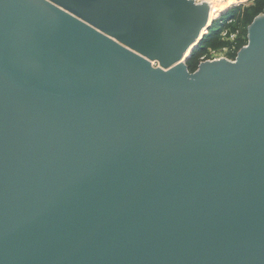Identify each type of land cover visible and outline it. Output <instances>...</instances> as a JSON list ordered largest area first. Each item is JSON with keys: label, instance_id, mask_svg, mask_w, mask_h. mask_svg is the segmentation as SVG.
I'll return each mask as SVG.
<instances>
[{"label": "water", "instance_id": "water-1", "mask_svg": "<svg viewBox=\"0 0 264 264\" xmlns=\"http://www.w3.org/2000/svg\"><path fill=\"white\" fill-rule=\"evenodd\" d=\"M210 18L0 0V264H264V14L191 73Z\"/></svg>", "mask_w": 264, "mask_h": 264}, {"label": "rangeland", "instance_id": "rangeland-1", "mask_svg": "<svg viewBox=\"0 0 264 264\" xmlns=\"http://www.w3.org/2000/svg\"><path fill=\"white\" fill-rule=\"evenodd\" d=\"M207 1L214 7V13L219 16L225 11V17L218 16L220 24L213 31L204 45L203 52L196 53L191 61L186 63L194 73L201 63L225 59L235 61L242 48L248 45V27L260 15L264 14V0H196ZM234 10H233V9ZM234 16L233 18L231 16ZM215 16L213 17V19ZM214 21V20H213ZM213 24V23H212ZM208 33V34H209ZM207 35V34H206Z\"/></svg>", "mask_w": 264, "mask_h": 264}, {"label": "trees", "instance_id": "trees-1", "mask_svg": "<svg viewBox=\"0 0 264 264\" xmlns=\"http://www.w3.org/2000/svg\"><path fill=\"white\" fill-rule=\"evenodd\" d=\"M227 9H228V8L225 9V11L223 12L224 14L222 13L223 15H221V16H219L218 11H217V13H214L215 18H214L213 24L211 25L210 29L207 31V35L204 36V39H203V41L201 42V44L199 45V47L193 52L191 58L187 61L188 63L191 61L192 58H194L193 56H194L196 53H199V52L202 53V52H203V50H204V45L206 44V42L208 41V38H209V36H210L209 31H213V30L216 29V27L221 23V22H220L221 20L217 21V18H218V16H219L220 18L225 17L226 12H228ZM232 9H233V8H232ZM234 9H235V8H234ZM234 9H233V10H234ZM231 17L233 18L234 16L232 15ZM214 31H215V30H214ZM214 31H213V33H214ZM208 33H209V34H208ZM189 68H190V66L188 65V69H189ZM189 71H190V70H189Z\"/></svg>", "mask_w": 264, "mask_h": 264}, {"label": "bare ground", "instance_id": "bare-ground-1", "mask_svg": "<svg viewBox=\"0 0 264 264\" xmlns=\"http://www.w3.org/2000/svg\"><path fill=\"white\" fill-rule=\"evenodd\" d=\"M204 2H207V1H204ZM210 6H211V18H210V27H211V25H212V23H213V17H214V7L212 6V4H210L209 2H207ZM210 29V28H209ZM208 29V30H209ZM207 30V31H208Z\"/></svg>", "mask_w": 264, "mask_h": 264}, {"label": "built area", "instance_id": "built-area-1", "mask_svg": "<svg viewBox=\"0 0 264 264\" xmlns=\"http://www.w3.org/2000/svg\"><path fill=\"white\" fill-rule=\"evenodd\" d=\"M215 61V60H214Z\"/></svg>", "mask_w": 264, "mask_h": 264}]
</instances>
